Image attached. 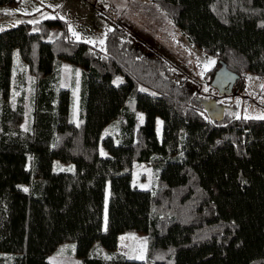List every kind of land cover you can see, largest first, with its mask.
<instances>
[{
    "label": "trees",
    "instance_id": "trees-1",
    "mask_svg": "<svg viewBox=\"0 0 264 264\" xmlns=\"http://www.w3.org/2000/svg\"><path fill=\"white\" fill-rule=\"evenodd\" d=\"M152 2L217 56L212 80L223 63L234 87L247 73L264 78V0ZM12 53L34 77L27 129ZM63 61L82 70L77 120L72 89L59 86ZM198 96L125 28L103 47L70 36L60 18L2 29L0 264H54L66 242L82 264H264V119L226 110L214 121ZM117 121L118 135L107 133ZM136 162L152 166L154 191L133 184ZM134 232L147 237L144 259L118 249Z\"/></svg>",
    "mask_w": 264,
    "mask_h": 264
},
{
    "label": "rangeland",
    "instance_id": "rangeland-1",
    "mask_svg": "<svg viewBox=\"0 0 264 264\" xmlns=\"http://www.w3.org/2000/svg\"><path fill=\"white\" fill-rule=\"evenodd\" d=\"M50 18L65 20L70 36L97 47L104 46L109 30L115 27L125 28L138 42L165 58L173 73L188 80L200 92V97L214 98L217 103H225L228 111L239 118L264 119V78L247 73L244 84L233 87L229 94L221 93L214 87L210 72L216 64L217 56L205 54L194 46L152 0H20L14 6H0V31L13 24H34ZM55 31L52 28L50 39ZM12 69L14 73L16 70L25 71L26 116L22 126L27 129L31 120L30 96L34 77L21 64L17 53H12L9 58V70ZM81 71V67H74L67 61L62 62L59 70V86L71 88L73 92L74 120L79 118L80 113ZM138 121H143L141 113L138 114ZM157 132L158 135L162 133L160 119ZM107 133L118 135V121L109 127ZM57 164L59 162L55 163V167ZM59 167L68 168L64 164ZM132 176L133 184L137 187L151 191L156 189V174L149 163L136 162L132 168ZM146 246L147 237L142 232L123 234L119 238V251L129 257L144 259ZM69 251H74V243H63L49 257L50 262L82 264Z\"/></svg>",
    "mask_w": 264,
    "mask_h": 264
},
{
    "label": "water",
    "instance_id": "water-1",
    "mask_svg": "<svg viewBox=\"0 0 264 264\" xmlns=\"http://www.w3.org/2000/svg\"><path fill=\"white\" fill-rule=\"evenodd\" d=\"M237 78L238 75L228 69L226 64L223 63L213 79V85L221 93L229 94L232 91ZM197 100L200 104L203 105V107L207 111L208 116L212 120L219 122L224 120L226 106L217 103L216 99L214 98L206 99L198 96Z\"/></svg>",
    "mask_w": 264,
    "mask_h": 264
},
{
    "label": "flooded vegetation",
    "instance_id": "flooded-vegetation-1",
    "mask_svg": "<svg viewBox=\"0 0 264 264\" xmlns=\"http://www.w3.org/2000/svg\"><path fill=\"white\" fill-rule=\"evenodd\" d=\"M223 94H225V93H223ZM219 104H223V103H219ZM223 105L226 106V110H228V105H226L225 103Z\"/></svg>",
    "mask_w": 264,
    "mask_h": 264
},
{
    "label": "snow or ice",
    "instance_id": "snow-or-ice-1",
    "mask_svg": "<svg viewBox=\"0 0 264 264\" xmlns=\"http://www.w3.org/2000/svg\"><path fill=\"white\" fill-rule=\"evenodd\" d=\"M6 14H11V13H6ZM25 191H27V189H25Z\"/></svg>",
    "mask_w": 264,
    "mask_h": 264
},
{
    "label": "crops",
    "instance_id": "crops-1",
    "mask_svg": "<svg viewBox=\"0 0 264 264\" xmlns=\"http://www.w3.org/2000/svg\"><path fill=\"white\" fill-rule=\"evenodd\" d=\"M14 25V24H13ZM123 235V234H122ZM121 236V235H120ZM71 255V254H70ZM131 258V257H130ZM133 258V257H132ZM49 261H50V259H49Z\"/></svg>",
    "mask_w": 264,
    "mask_h": 264
}]
</instances>
